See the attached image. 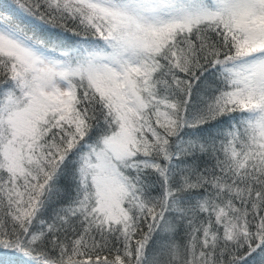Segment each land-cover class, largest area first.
<instances>
[{
    "label": "snow or ice",
    "instance_id": "snow-or-ice-1",
    "mask_svg": "<svg viewBox=\"0 0 264 264\" xmlns=\"http://www.w3.org/2000/svg\"><path fill=\"white\" fill-rule=\"evenodd\" d=\"M14 6L0 264H264V0Z\"/></svg>",
    "mask_w": 264,
    "mask_h": 264
},
{
    "label": "trees",
    "instance_id": "trees-1",
    "mask_svg": "<svg viewBox=\"0 0 264 264\" xmlns=\"http://www.w3.org/2000/svg\"><path fill=\"white\" fill-rule=\"evenodd\" d=\"M7 7L8 13L16 20H20L30 27L35 26L39 22L34 20L33 18L26 16L23 12H21L17 7L14 6V0H0V11H3L4 8ZM71 35V33H68Z\"/></svg>",
    "mask_w": 264,
    "mask_h": 264
}]
</instances>
